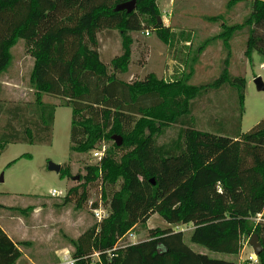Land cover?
Returning <instances> with one entry per match:
<instances>
[{
  "label": "trees",
  "instance_id": "obj_1",
  "mask_svg": "<svg viewBox=\"0 0 264 264\" xmlns=\"http://www.w3.org/2000/svg\"><path fill=\"white\" fill-rule=\"evenodd\" d=\"M126 1L0 0V76L10 65V48L23 40L33 58L35 94L32 107L15 105L7 111L11 117L0 135V151L10 142H50L56 105L44 102L43 94L71 108L73 152L100 150L113 136L122 138L96 164L85 165L78 184L63 196L64 203L82 208L95 188L109 211L70 238L73 264H235L195 251L182 231L147 228L154 214L171 226L191 224V243L213 252L238 255L256 234L263 247L258 264H264V221L254 220L264 210V118L241 133L245 77L231 76L226 59L220 75L205 84L189 83L191 73L173 81L151 73L143 80H122L118 74L126 72L130 60V34L145 30L165 44L174 36L159 18L158 0H135L129 13L115 10ZM242 1L229 0L227 6ZM244 29L247 60L253 52L264 56V0H251L242 22L222 25L217 38L228 55L232 36ZM111 30L118 31L123 52L108 65L100 56L98 34ZM226 84L237 93L238 126L233 131L213 125L212 131L197 129L195 102ZM27 111L32 120L25 117ZM172 125H180L176 136L159 143ZM60 173L69 176V167L62 165ZM97 206L93 201L91 208ZM137 225L146 228L147 238L119 245ZM25 244L13 242L0 226V264H16L22 256L19 246Z\"/></svg>",
  "mask_w": 264,
  "mask_h": 264
},
{
  "label": "rangeland",
  "instance_id": "obj_2",
  "mask_svg": "<svg viewBox=\"0 0 264 264\" xmlns=\"http://www.w3.org/2000/svg\"><path fill=\"white\" fill-rule=\"evenodd\" d=\"M228 1L173 0L169 4V0H158L159 18L163 23L171 26L183 25V30L172 32L174 36L169 44L162 42L154 33L145 35V30L130 34V60L126 72L118 76L126 82H133L143 80L151 73L159 79L173 81L191 73L189 83L205 84L220 75L227 59L230 75L244 76L246 79L240 131H249L264 118V91H258L254 83L256 77H261L264 83V56L253 52L250 61L247 60L244 54L246 29L232 36L228 55L217 35L222 30V25H232L244 20L250 11L251 0H243L231 7L227 6ZM206 17H214V20L208 21ZM98 40L101 59L108 65L115 56L123 52L122 39L117 30L100 32ZM10 54V65L0 76V135L10 120L11 116L7 112L10 108L15 105L32 107L35 101L34 90L30 85L33 58L25 48L24 41L18 40L10 48ZM42 99L56 105L50 142H10L0 151V177L3 179L0 181V203L25 209L24 214L8 208L2 213L24 221L31 228L26 226L25 232L28 235H24L27 238L34 236V242L24 240L26 244L19 246L26 254L33 257L38 251L48 252L51 247L63 244L71 256L73 246L70 238L78 237L98 221L89 205L78 208L74 202L64 203L63 196L53 197L50 191L55 189L66 192L68 188L78 184L79 176L84 173V166L96 164L98 158L93 155L94 151L79 154L70 149L71 108L64 106L63 100L53 95L43 94ZM32 114L27 111L25 117L32 120ZM193 115L196 117L197 129L212 131L209 125H213L233 131L239 122L237 93L229 84L218 90H210L195 102ZM13 124L20 128L17 121H13ZM179 127L180 125H172L167 128L158 138V142L167 143L176 136ZM112 142H103L101 148L108 149ZM49 162L68 166L69 176L62 175L60 171L49 170ZM117 188L118 185L115 189ZM98 193L95 188L92 189L90 201L101 200ZM34 206L39 207L40 213L32 221L29 214ZM104 208L108 213V207ZM146 227H171L174 231H182L185 243L195 251L217 259L231 260L235 264L241 261L239 255L213 252L191 243V224L171 226L158 214H154L147 220ZM146 238V228L137 225L118 244L136 243ZM248 241H244L242 248L246 246V249L239 254L251 253L255 261L244 260L240 264H258L257 256ZM59 259L62 261L61 257ZM59 259L54 261L51 254H47L44 259H40L39 264L64 263L59 262ZM92 261H97L96 255H92Z\"/></svg>",
  "mask_w": 264,
  "mask_h": 264
},
{
  "label": "crops",
  "instance_id": "obj_3",
  "mask_svg": "<svg viewBox=\"0 0 264 264\" xmlns=\"http://www.w3.org/2000/svg\"><path fill=\"white\" fill-rule=\"evenodd\" d=\"M173 2V0H169V4H171ZM167 27H170L171 32H181L183 30V25H166ZM191 30V29H190ZM208 40V39H207ZM184 42H187L186 40H184ZM0 226L3 229V231L8 235V237L13 241V242H20V241H24V240H31L32 242H34V236L31 238H27L26 235H28L25 230H26V224L24 223V221H20L18 218L12 217L9 214H3L2 212L4 210L7 209V207H12L9 206L7 204H3L0 203ZM41 210V209H40ZM39 212V207L34 206L32 212L29 214L30 215V219H32V221L36 220V216L38 215ZM260 217H263V212L259 214ZM263 219V218H262ZM28 229H31L29 226H27ZM27 229V230H28ZM29 231V230H28ZM26 233V235H24ZM19 235V236H18ZM77 238V237H75ZM74 238V239H75ZM246 249V246H244V248H242L241 252H243ZM66 249L64 247L63 244L59 245V246H54L51 247V249L46 252V251H38L36 253L33 254V257L31 255L26 254L24 251H22V256L17 260L16 264H39L40 259H44L47 254H51V256L53 257V260H57L61 257L62 261L59 259V262H63V258L64 257H69V252H66ZM45 252V253H44ZM239 256V264L240 262L244 261V260H254V257L252 256V254H246L244 255L242 254H238ZM19 260H22L19 262ZM52 260V261H53ZM19 262V263H18ZM51 263V262H50Z\"/></svg>",
  "mask_w": 264,
  "mask_h": 264
},
{
  "label": "water",
  "instance_id": "obj_4",
  "mask_svg": "<svg viewBox=\"0 0 264 264\" xmlns=\"http://www.w3.org/2000/svg\"><path fill=\"white\" fill-rule=\"evenodd\" d=\"M135 4H136L135 0L126 1V2L118 4L115 7V10H125L129 13L135 9ZM254 83L258 91H264V83L261 77L254 78ZM113 141L115 142L117 146H119L122 143V138L120 136H113ZM60 168H61L60 164H55L52 162L48 163V169L51 171L59 172ZM2 180H3L2 177H0V181ZM248 244L251 246L256 256H258L263 249L256 234H252V236L250 237L248 241Z\"/></svg>",
  "mask_w": 264,
  "mask_h": 264
},
{
  "label": "built area",
  "instance_id": "obj_5",
  "mask_svg": "<svg viewBox=\"0 0 264 264\" xmlns=\"http://www.w3.org/2000/svg\"><path fill=\"white\" fill-rule=\"evenodd\" d=\"M145 35L148 36V35H149V32L145 31ZM263 65H264V63L262 64V66H263ZM104 150H105L104 147L101 148L100 150H95V151L93 152V155H94L96 158L100 159V157L102 156ZM65 193H66V192L63 191V190H55V189H53V190L50 191V195L53 196V197L64 196ZM92 203H93V201H90V200H89L88 205H89V207H90V210L92 211V213H93V215L95 216V218L97 219V221L100 222V221L103 220L105 217H107V215H108V214H107V210H106L104 207H102L103 204H102V201H101V200L98 201V206L95 207V208H91ZM254 220L257 221V222H258V221H264V219H262V218L260 217L259 214H257V215L254 217ZM93 255H96V256H97V253H94ZM63 261H64V263H66V264H73L74 259H72L71 256H69V258H68V257H64V258H63Z\"/></svg>",
  "mask_w": 264,
  "mask_h": 264
}]
</instances>
